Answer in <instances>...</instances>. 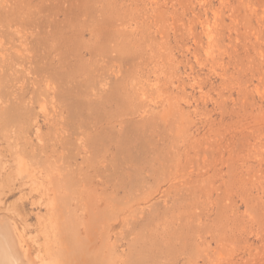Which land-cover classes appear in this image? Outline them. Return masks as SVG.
Here are the masks:
<instances>
[{"label": "rangeland", "instance_id": "374dc122", "mask_svg": "<svg viewBox=\"0 0 264 264\" xmlns=\"http://www.w3.org/2000/svg\"><path fill=\"white\" fill-rule=\"evenodd\" d=\"M0 43V65L20 73L0 96L20 92L19 76L28 86L7 106L12 141L85 168L76 150L52 148L69 135L52 120L73 102L70 132L94 151L89 189L74 188L111 215L117 261L133 251L138 264H264V0H0ZM0 153L5 175L14 155L1 137ZM16 182L1 181L0 220L27 217L35 233L44 208Z\"/></svg>", "mask_w": 264, "mask_h": 264}, {"label": "bare ground", "instance_id": "6f19581e", "mask_svg": "<svg viewBox=\"0 0 264 264\" xmlns=\"http://www.w3.org/2000/svg\"><path fill=\"white\" fill-rule=\"evenodd\" d=\"M3 49L4 48L0 43V50ZM8 69L9 68L6 65H0V84L5 85L8 82V76H11L12 73H15L16 75L17 73H19L17 72V70H15V68H12V71L14 72H10L11 74L9 75L8 71H10L11 69ZM15 76L13 75V78ZM15 79L16 78H14V80ZM23 79H26L25 76H19V78L17 79L16 86L20 92H17L16 95L12 97H6L5 94L0 96V113L2 115V118H4L5 120V125L0 130V137L1 140L5 141L9 153H11V156H15H12L14 158V162L9 166L8 172L5 175L3 174V170L0 169V188L2 186L1 181L4 177L12 183L16 181L22 183V189L23 187L29 188V191H27V197L30 196L29 201L31 202V204L43 207L44 212L42 214H39L37 217V222L34 226L35 233L27 231L29 227H31L30 223L27 220V217L23 216V218H21L22 225L17 224L14 221L4 222V220L2 219L3 223H0V264H138V262L140 261L138 259L139 255L136 253L133 254V251L127 255L125 263L119 262L115 257H113L117 243L108 241V238L106 239L104 237L105 234L110 233L114 228V226H112V224L110 225L108 221L110 220L111 215H109L110 217L108 219V215L105 216L103 212L98 211V208L96 209V211H94L93 209H91V207L94 206L93 204V206L91 207L89 206L91 204H86L90 203L88 200V202L86 203H81L80 199L83 195V192L80 191L83 189L81 187H86L87 189H89L88 187L90 185V178L88 176H90V170L94 166V159L92 157L94 151L90 138H88L86 135L75 137L76 133H74L73 129L70 132V119H72L74 112V104L71 99L65 98V108L67 110V115L66 113L65 115H63L62 112L61 115L58 116V118L56 116V118H53L54 120H52L54 123H57L56 126L59 125L58 127H62L65 130H68L65 131V133L67 132V135L69 134L68 138L64 137L65 140L60 141V136L59 138H57L59 134V132L57 131L58 134L55 137L59 140L58 142L60 143H53L54 145L52 148L53 151H58L63 155L69 154L72 150H76V154L84 159V163L87 165L85 168L79 167L75 170H72L69 167L64 168V161L60 159V157H63L61 156L62 154L60 155V157L58 156V158L55 159V156H52L54 160L58 159V162H60L59 160H62V163L59 164L62 167H59L58 165V168V163L54 165L53 162L55 161L52 160V162L50 160L46 144V147H44V145L43 147H38L27 140H24L22 145L11 140L9 134L13 131V126L10 124V122H12L13 120L9 114L7 106L10 103L24 104L22 103L23 101L21 94V91L24 88L22 83ZM21 85L23 86V88H20ZM26 87L28 86H25V88ZM60 94H62V92ZM61 104L63 106L64 102ZM81 129H83V126H81ZM86 133L87 132H84V134ZM72 138H75L78 141H82L83 139L85 140V138L87 139L83 141V143H80L79 141V145L76 144L78 146L73 149V146L71 147V141H73ZM57 146H59L58 149ZM51 154H53V152ZM26 156H30L29 158L35 160V162H32L31 159L25 161L23 157ZM28 161L30 163H28ZM1 166L2 165H0V167ZM40 167H43L45 169L44 173H47L50 178L48 179L47 177V179L50 181H48L47 183L44 182L46 184L38 183L34 179L36 176L35 173H37L36 170ZM2 168L4 169L5 167ZM30 176L31 181H27L26 178ZM77 186H81V189L79 188V190L74 188ZM88 191L89 190H87V192ZM88 194L91 195L90 193ZM92 194L104 199L105 203L107 204V209L109 207L117 208L116 206L118 205V201L114 197L106 194ZM93 196L92 198L90 197L92 200ZM73 201L76 203L79 212L72 208ZM14 213L16 215L17 209L16 211H14ZM125 216L126 217H124V222L127 221V218L131 217L130 215V217H128L127 215ZM135 216V214L132 215L133 218ZM133 218L128 219L127 221V225L130 227V229L127 225H123L128 227L129 229V232H125V234H128V236L135 242L137 240H141L142 236L140 233H137L135 231L133 226ZM2 220H0V222ZM94 228L97 229L94 230V232L99 231L101 236L95 237V234L97 232L95 234H92L93 232L91 233L94 237L90 236V231ZM125 229L126 228L124 227V230ZM84 233L86 234V236L83 235ZM33 234L34 236H32ZM132 245H134V243Z\"/></svg>", "mask_w": 264, "mask_h": 264}]
</instances>
